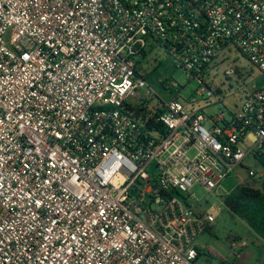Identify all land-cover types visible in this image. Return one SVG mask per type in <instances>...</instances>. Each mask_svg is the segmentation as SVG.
<instances>
[{
  "label": "built area",
  "instance_id": "built-area-1",
  "mask_svg": "<svg viewBox=\"0 0 264 264\" xmlns=\"http://www.w3.org/2000/svg\"><path fill=\"white\" fill-rule=\"evenodd\" d=\"M158 46L198 83L186 101L141 73ZM231 49L264 73V0H0V264H197L221 205L191 188L264 147V86L195 106Z\"/></svg>",
  "mask_w": 264,
  "mask_h": 264
},
{
  "label": "rangeland",
  "instance_id": "rangeland-1",
  "mask_svg": "<svg viewBox=\"0 0 264 264\" xmlns=\"http://www.w3.org/2000/svg\"><path fill=\"white\" fill-rule=\"evenodd\" d=\"M139 66L148 82L162 95L172 97L174 96L172 92L178 91L183 101H186L190 95H195L198 83L190 79L182 69L173 66L171 58L163 47L147 50ZM227 69H235V73L225 75ZM209 83L215 94L205 100L201 99L204 97L197 96L195 106H204L207 100L210 104L202 108L206 114L218 112L220 108L234 112L240 108L249 91L264 86V73L239 51L231 49V53L223 54L217 65L211 69ZM240 146L247 150L250 145L244 142ZM249 168L264 173V167L256 161L253 154H249L222 181V187L217 191L208 193L198 184L191 188L193 197L190 198V202L196 208L212 211L217 205H221L214 223L197 238L203 248V253L197 258V264H221L222 259L226 264L264 262V239L256 236L243 219L229 213L220 203V194H227L240 182L251 181L247 171ZM231 237L239 238L240 241L245 240L247 243L246 246L237 248L238 255H234L230 250ZM208 249L211 250L210 253Z\"/></svg>",
  "mask_w": 264,
  "mask_h": 264
},
{
  "label": "trees",
  "instance_id": "trees-1",
  "mask_svg": "<svg viewBox=\"0 0 264 264\" xmlns=\"http://www.w3.org/2000/svg\"><path fill=\"white\" fill-rule=\"evenodd\" d=\"M253 155L264 167V147ZM223 205L229 213L243 219L256 236L264 239V176L251 177L250 182L235 185L223 197Z\"/></svg>",
  "mask_w": 264,
  "mask_h": 264
}]
</instances>
